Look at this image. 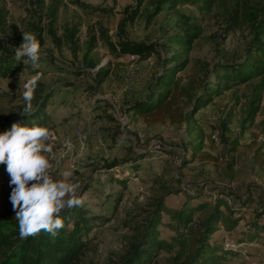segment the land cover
I'll list each match as a JSON object with an SVG mask.
<instances>
[{
  "label": "rangeland",
  "instance_id": "obj_1",
  "mask_svg": "<svg viewBox=\"0 0 264 264\" xmlns=\"http://www.w3.org/2000/svg\"><path fill=\"white\" fill-rule=\"evenodd\" d=\"M153 2L144 0L128 21L125 13L134 8L135 0H0V44L22 68L15 76L0 78V123L6 124V131L21 122L25 84L39 76L31 101L34 109L42 97L50 95L42 126L50 129L45 144L51 151L43 154L54 179H64L66 171L72 173L67 179L80 185V207L91 222L78 264L117 263L158 202L163 211L158 212L155 232L164 246L151 250L150 263H181L195 248L216 200L229 208L230 213L220 208L222 218H237L238 223L228 231L219 221L207 237V243L220 250L213 264H264V230L253 228V224L264 228V170L253 163V150L264 145V90L252 122L244 121L256 80L223 90L194 115L195 122L187 128L184 124L150 125L125 111L147 95L172 54L186 62L172 81L190 88L192 94L198 92L213 64L240 59L251 38L249 18L257 0H221L208 8L201 3H178L164 5L157 14ZM55 4L52 39L47 15ZM184 28L197 33L186 52L176 45L169 48L168 39ZM25 31L35 33L41 42L35 65L27 57L15 56ZM70 34L73 43L68 41ZM121 34L129 42L152 45V50L146 58L118 53ZM90 37L95 38L89 54L96 64L93 68L82 61ZM108 43L115 48L111 50ZM4 56L0 52V59ZM100 66L107 76L98 85ZM227 117L226 131L220 132ZM233 138H237L234 148ZM157 143L160 148L155 149ZM196 145L200 150L192 154L191 147ZM139 155L143 158L138 159ZM120 178H128L123 191L116 182ZM12 187L9 174L1 173L0 217L18 224L10 201ZM201 203L206 209L196 212L185 226L178 224L176 213Z\"/></svg>",
  "mask_w": 264,
  "mask_h": 264
},
{
  "label": "trees",
  "instance_id": "obj_2",
  "mask_svg": "<svg viewBox=\"0 0 264 264\" xmlns=\"http://www.w3.org/2000/svg\"><path fill=\"white\" fill-rule=\"evenodd\" d=\"M144 0H135L134 8H129L126 11V19L132 21L136 16L140 4ZM221 0H154L152 9L154 13H159L164 5L173 7L178 3H201L205 7H210L217 4ZM58 6H51L48 11V33L54 39L51 31V25L55 21ZM251 17L249 18V28L251 38L247 46L244 48L243 55L231 63H215L207 71L205 79L198 85V92L191 93V89L186 86H177L173 83L172 78L180 72L185 66V60H180L178 56L172 54L170 58H166L163 63L161 72L153 79V83L148 87L147 95L133 101L127 106L126 112L133 115H139L143 120L150 125L154 124H184L187 128L188 123H194V115L203 107L208 105L213 97H217L225 89L230 86L246 85L250 81L256 80L252 86L251 98L248 101L246 109V117L244 121L252 122L255 114L258 111L261 93L264 90V0H257L252 5ZM147 17L151 15L146 13ZM0 16V25H1ZM122 28H120L121 30ZM185 29V28H184ZM197 33L185 29L180 34H174L168 39V46L176 45L181 47L185 52L188 45L196 38ZM103 41L108 38L104 33H101ZM69 42H72L71 34ZM41 43V42H40ZM73 43V42H72ZM95 38L90 37L85 45L82 61L84 64L93 68L96 66L89 59V54L93 51ZM108 47L114 48L110 43ZM118 53H128L146 58L152 50V45L142 43H133L125 39L121 34L116 42ZM0 52L5 53V56L0 59V78L7 76H15L21 71L19 64L13 63L10 54L7 53L4 46L0 44ZM96 84H101L107 76L105 70L101 66L96 70ZM50 95L42 97L35 108V112L29 116H23L21 122L26 120H35L39 125H42L44 119V109ZM188 105L187 109L182 108V104ZM229 122V117L220 125V132L226 131V125ZM5 123H0V133L4 132ZM10 129V127L8 128ZM240 129H242L240 127ZM264 133V120L262 121V130ZM188 133L190 130L187 131ZM237 145V138H233L231 147ZM192 154L200 150V145L192 146ZM263 144H260L253 150V163L261 170H264V154L262 150ZM193 159V155L191 156ZM143 158L142 155L138 159ZM185 164L184 160L182 165ZM6 172V165L0 164V174ZM128 178L116 179L121 190L125 189ZM227 196H230L227 194ZM120 195L117 201H120ZM244 205L243 199L239 200ZM205 203L196 204L188 208H184L175 214V218L179 225L185 226L190 222L191 217L198 211L206 209ZM225 207L230 213L229 208L222 200H216L210 207L206 218L202 223L201 235L197 240V244L192 253L187 256L186 260L178 264H213L216 260L215 253L219 248H214L207 243V237L215 231L217 222L222 221L226 230H232L238 223L237 218H222L220 208ZM163 211L161 203H157L154 210L144 220V224L140 226L139 233L134 236V242L130 245L128 252L122 256L115 264H151V250H157L163 245L157 239L155 228L159 223L158 212ZM83 208L75 207L61 214L64 220V227L59 230V234L52 238L49 234L41 232L37 236H30L26 239H21L19 236L18 224L10 220L9 217H0V264H78L79 256L82 250L87 246L84 238L90 230V220L83 216ZM75 217L72 222V227L67 230V224ZM256 231H263L264 228L253 224ZM254 235V234H253ZM253 235L249 238L252 239Z\"/></svg>",
  "mask_w": 264,
  "mask_h": 264
},
{
  "label": "clouds",
  "instance_id": "obj_3",
  "mask_svg": "<svg viewBox=\"0 0 264 264\" xmlns=\"http://www.w3.org/2000/svg\"><path fill=\"white\" fill-rule=\"evenodd\" d=\"M22 33L23 42L15 48V56L18 60L27 57L35 65L40 59V41L35 33ZM38 79L33 77L25 84L21 116L35 112L31 101ZM50 135V129L35 120L14 122L0 133V164L6 165L13 186L10 201L21 239L42 231L55 238L64 227L61 212L83 205L80 185L67 179L71 172H64V179L53 178L50 161L43 154L51 151L45 144Z\"/></svg>",
  "mask_w": 264,
  "mask_h": 264
},
{
  "label": "built area",
  "instance_id": "obj_4",
  "mask_svg": "<svg viewBox=\"0 0 264 264\" xmlns=\"http://www.w3.org/2000/svg\"><path fill=\"white\" fill-rule=\"evenodd\" d=\"M130 58H132V56H131V55H130ZM159 145H160L159 143L155 144V145H154L155 149H157V148H160V146H159Z\"/></svg>",
  "mask_w": 264,
  "mask_h": 264
}]
</instances>
